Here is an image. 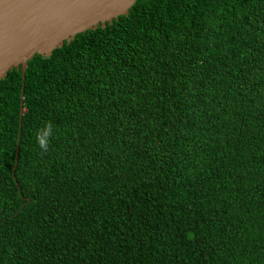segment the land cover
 Masks as SVG:
<instances>
[{
    "label": "trees",
    "instance_id": "obj_1",
    "mask_svg": "<svg viewBox=\"0 0 264 264\" xmlns=\"http://www.w3.org/2000/svg\"><path fill=\"white\" fill-rule=\"evenodd\" d=\"M20 88L0 264H264V0H136L28 61L19 126Z\"/></svg>",
    "mask_w": 264,
    "mask_h": 264
},
{
    "label": "water",
    "instance_id": "obj_2",
    "mask_svg": "<svg viewBox=\"0 0 264 264\" xmlns=\"http://www.w3.org/2000/svg\"><path fill=\"white\" fill-rule=\"evenodd\" d=\"M136 0H0V79L13 67L21 72L19 126L25 71L35 55L49 56L87 29L104 27L127 14ZM19 132L13 170L17 163ZM14 176V173H13Z\"/></svg>",
    "mask_w": 264,
    "mask_h": 264
},
{
    "label": "clouds",
    "instance_id": "obj_3",
    "mask_svg": "<svg viewBox=\"0 0 264 264\" xmlns=\"http://www.w3.org/2000/svg\"><path fill=\"white\" fill-rule=\"evenodd\" d=\"M50 125L48 126V130L50 131ZM47 132L43 135V136H37V143L39 145V147L43 150H47V147H48V141L47 139L45 138L47 136Z\"/></svg>",
    "mask_w": 264,
    "mask_h": 264
}]
</instances>
